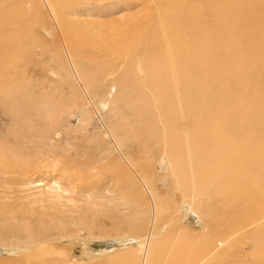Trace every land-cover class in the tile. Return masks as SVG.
Listing matches in <instances>:
<instances>
[{"label":"bare ground","instance_id":"bare-ground-1","mask_svg":"<svg viewBox=\"0 0 264 264\" xmlns=\"http://www.w3.org/2000/svg\"><path fill=\"white\" fill-rule=\"evenodd\" d=\"M17 1L0 0V97L13 108L18 96L32 115L39 102L31 100L25 74L15 71L18 61L30 57L38 41L34 28L45 20L34 14L40 0H25L33 2L29 10L10 6ZM42 1L60 28L65 64L82 87L91 89L95 80L82 65L83 46L103 49L109 57L102 63L92 59L96 73L112 78L121 102L141 118L133 125L128 119L112 123V137L140 144L145 156L156 147L173 189L184 195L182 204L188 202L202 222L196 221L198 234L184 228L177 233L178 227L160 237L168 214L150 177L155 163L139 164L131 153L135 159L127 164L151 201L149 210L141 201L128 221L134 233L148 226L147 244L138 245L137 253L144 261L114 256L107 264H264V0H149V10L110 25H77L62 18L71 0ZM128 108L116 107L119 113ZM158 122L164 128L154 130ZM27 166L22 163L21 171ZM116 184L120 191L130 189L125 200L134 199L138 183L132 178ZM173 221L169 217L165 227Z\"/></svg>","mask_w":264,"mask_h":264},{"label":"rangeland","instance_id":"rangeland-1","mask_svg":"<svg viewBox=\"0 0 264 264\" xmlns=\"http://www.w3.org/2000/svg\"><path fill=\"white\" fill-rule=\"evenodd\" d=\"M148 2L71 0L68 10V5H64L66 17L62 18L77 25H110L149 10ZM18 4L23 9L30 6L25 0L11 2L10 6ZM38 5L39 10L34 14L45 20L44 24L40 25L42 21L36 24L32 38L38 40L37 44L28 53L30 57L18 61L19 68L15 71L25 74L23 80L29 83L31 100L39 102L38 112L31 115L18 96L13 108L0 97V264H107L114 256L133 257L143 263L144 259L137 256L138 245L147 244L148 226L145 232L138 229L134 233L128 221L134 219L137 205L143 204L141 201L148 210L151 201L142 191L135 168L126 159L132 163L136 158L144 165L155 163L153 171L149 167L151 176L148 175L168 214L160 223L163 227L159 229H164V233L158 230L155 233L162 237L179 227L175 232L184 228L198 234L202 222L192 213L188 202L182 204L184 195L173 189L172 173L164 168L161 158L157 159L160 153L156 147L145 156L140 144L131 146L119 140V136L112 137V123H125L128 119L133 125L141 118L121 102L117 87L112 85L113 79H104L96 73L97 62L92 59L99 63L108 60L106 51L100 48L98 52H89L91 48L87 51L88 46H83L82 52L89 58L83 53L82 65L90 75L95 73L91 89L83 88L80 77L73 76L75 71L73 74L65 64L68 59L61 45L60 28L42 0ZM79 40L83 42V37ZM123 63L120 67L128 64ZM103 100L110 105H103ZM33 101L30 102L37 103ZM122 106L129 108L119 113L116 107ZM50 107H56L51 120ZM155 125L151 126L154 130L164 128L161 122ZM22 163L28 165L24 171L20 169ZM137 171L140 172L138 167ZM84 175L86 181L82 180ZM142 176L145 178L141 174V179ZM127 177L138 183L133 188L134 199L129 195L125 200L124 193L130 189L125 187L120 191L116 184ZM169 217L173 224L179 221V225L171 223L165 227ZM136 218L139 219L137 215ZM160 263L164 264L163 260Z\"/></svg>","mask_w":264,"mask_h":264}]
</instances>
